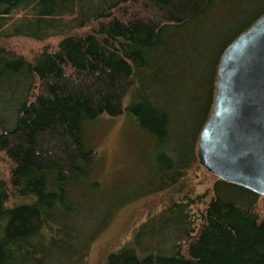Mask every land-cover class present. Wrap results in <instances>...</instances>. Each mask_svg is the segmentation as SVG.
Returning <instances> with one entry per match:
<instances>
[{
    "label": "trees",
    "instance_id": "16d2710c",
    "mask_svg": "<svg viewBox=\"0 0 264 264\" xmlns=\"http://www.w3.org/2000/svg\"><path fill=\"white\" fill-rule=\"evenodd\" d=\"M263 12L264 0H0V264H88L118 209L169 190L103 264H264V195L190 180L220 56ZM18 38L43 44L30 56ZM103 116L126 118L139 159L121 197L96 176Z\"/></svg>",
    "mask_w": 264,
    "mask_h": 264
},
{
    "label": "water",
    "instance_id": "95a60500",
    "mask_svg": "<svg viewBox=\"0 0 264 264\" xmlns=\"http://www.w3.org/2000/svg\"><path fill=\"white\" fill-rule=\"evenodd\" d=\"M197 159L217 177L264 195V12L220 56Z\"/></svg>",
    "mask_w": 264,
    "mask_h": 264
},
{
    "label": "rangeland",
    "instance_id": "374dc122",
    "mask_svg": "<svg viewBox=\"0 0 264 264\" xmlns=\"http://www.w3.org/2000/svg\"><path fill=\"white\" fill-rule=\"evenodd\" d=\"M12 44L15 45V48L22 49L23 52L31 56L34 51L40 48L43 42L18 38L14 39ZM125 126V117L109 118L103 116L91 128V133L94 134L93 143L95 145H93L97 148L99 157L96 176L105 181L107 180V186H117L116 193L120 197L125 196L128 189L133 188L135 182H137L135 178L129 176L131 173L126 168L129 167L134 170V168L140 167L137 164V161H139L137 153L133 152L131 147L132 143L129 135L131 128ZM139 143H141L140 139L137 141V144ZM190 177L191 182L196 183L195 190L201 192L212 185L216 175L199 164L193 167ZM130 183L134 185H130ZM146 188L149 189L150 186H145L143 190H146ZM136 190L138 189L129 190V194L131 191L135 192ZM173 196L170 190L160 191L143 195L125 203L120 210L118 209L115 212L108 227L93 243L87 258L88 264H103L109 251L116 249L128 240L135 226L144 221L149 214L158 211L169 203ZM263 206V202H261L260 207Z\"/></svg>",
    "mask_w": 264,
    "mask_h": 264
}]
</instances>
